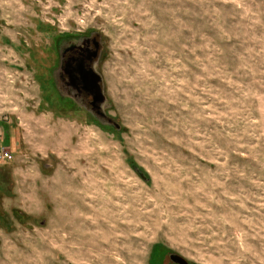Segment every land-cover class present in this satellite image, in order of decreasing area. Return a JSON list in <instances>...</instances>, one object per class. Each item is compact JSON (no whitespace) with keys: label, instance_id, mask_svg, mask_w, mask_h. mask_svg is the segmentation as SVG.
Returning <instances> with one entry per match:
<instances>
[{"label":"rangeland","instance_id":"1","mask_svg":"<svg viewBox=\"0 0 264 264\" xmlns=\"http://www.w3.org/2000/svg\"><path fill=\"white\" fill-rule=\"evenodd\" d=\"M88 35L120 130L58 80ZM171 254L264 264V0H0V264Z\"/></svg>","mask_w":264,"mask_h":264},{"label":"flooded vegetation","instance_id":"2","mask_svg":"<svg viewBox=\"0 0 264 264\" xmlns=\"http://www.w3.org/2000/svg\"><path fill=\"white\" fill-rule=\"evenodd\" d=\"M59 47L58 80L64 86L65 93L73 96L78 102L86 104L99 116L104 107L97 98L94 82V74L99 75L96 68L98 62H101L103 51L99 36L88 35L76 40L68 39ZM99 86L102 88L101 82Z\"/></svg>","mask_w":264,"mask_h":264},{"label":"water","instance_id":"3","mask_svg":"<svg viewBox=\"0 0 264 264\" xmlns=\"http://www.w3.org/2000/svg\"><path fill=\"white\" fill-rule=\"evenodd\" d=\"M95 75V76H94ZM94 82L96 83V89H97V98L99 99V101L101 103H103L105 105L106 103V96L104 95L102 88L99 86V83L102 82V77L100 76V74H94ZM101 120L103 124H107L110 126H114L117 130H120L121 127L118 123H116L113 119L109 118L107 116V114L103 111L99 114L98 116ZM140 176L145 179L146 177L144 176L143 173L139 172ZM170 260L176 264H188L183 258H181L180 256H177L175 254H171L169 256Z\"/></svg>","mask_w":264,"mask_h":264},{"label":"built area","instance_id":"4","mask_svg":"<svg viewBox=\"0 0 264 264\" xmlns=\"http://www.w3.org/2000/svg\"><path fill=\"white\" fill-rule=\"evenodd\" d=\"M6 157L9 158L10 156L8 154H6Z\"/></svg>","mask_w":264,"mask_h":264}]
</instances>
